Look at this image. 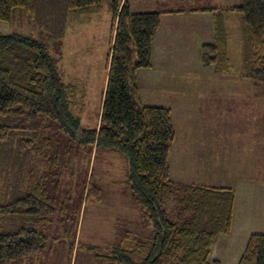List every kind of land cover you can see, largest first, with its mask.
I'll return each mask as SVG.
<instances>
[{
  "label": "trees",
  "instance_id": "obj_1",
  "mask_svg": "<svg viewBox=\"0 0 264 264\" xmlns=\"http://www.w3.org/2000/svg\"><path fill=\"white\" fill-rule=\"evenodd\" d=\"M104 1L66 0V7L74 16H84ZM107 8L111 42L98 126L93 129L82 128L72 114L79 88L63 82L45 44L19 34H0V164H12L4 157L9 155L14 136L24 130L33 131L29 135L36 133V128H22L13 121L59 123L61 132L76 137L94 153L115 152L124 158L126 185L152 227L143 238L127 232L123 243L101 252L88 249L92 264H222L211 259V254L219 237L231 235L234 190L174 181L169 161L175 139L171 110L144 105L140 99L137 74L152 68V43L162 13L132 12L128 0H108ZM17 9L30 18L35 16L33 0H0V21L10 22ZM197 11L214 14L213 40L200 47L202 66L212 67L216 75L249 81L264 101V0H242L241 5L224 10ZM227 12L241 14L238 65L229 56ZM51 146L50 139L41 136L20 139L13 148L18 162L4 179L5 194H0V264L47 249L48 238L35 225L49 222L54 214L55 196L47 188L53 189L51 178L56 173H38L30 157H47L45 161L39 157L38 162L53 168L59 162L51 154ZM90 184L91 179L86 198L92 192L98 194ZM11 190L22 196L7 200ZM236 264H264V231L248 236Z\"/></svg>",
  "mask_w": 264,
  "mask_h": 264
},
{
  "label": "rangeland",
  "instance_id": "obj_2",
  "mask_svg": "<svg viewBox=\"0 0 264 264\" xmlns=\"http://www.w3.org/2000/svg\"><path fill=\"white\" fill-rule=\"evenodd\" d=\"M33 1L35 16L30 18L22 10H15L10 22L0 21V34H19L42 41L55 60L63 82L79 88L75 105L71 107L72 114L79 119L82 128H96L111 42L108 0L84 16L69 12L66 0ZM184 1L186 5L179 0H128L132 12H164L178 7L189 8L190 5H209L224 10L242 3V0ZM51 11L53 14H49ZM225 16L229 56L231 62L238 65L242 53L241 14L227 12ZM200 65L198 61L195 67L182 66L180 71H187V75L171 72L168 78L159 82V91L153 89L147 94H159V104H167L165 90L172 92V101L168 105L174 108L175 134L192 133L197 137L212 134L211 139L193 140L195 144L211 143L204 150L196 149L197 157L204 158L198 166L209 176L207 186L218 187L215 180H225L221 188L233 189L235 200L231 235L219 237L211 259H219L222 264H236L241 247L247 242H244L245 236L264 231V101L249 81L216 75L212 67ZM196 84L201 86L199 90L195 88ZM186 86L187 92L184 91ZM186 101L185 105L182 104ZM12 123L26 129L36 128V133L29 135L33 131L24 130L9 142V155L4 158L13 162L11 165L0 164V194H5L4 179L16 168L18 160L13 148H17L20 139L47 136L52 144L49 148L51 154H56L59 163L47 169L38 162L39 157L43 161L47 157H30L31 160L34 158L38 173L45 170L56 173L51 178L53 189L47 188L49 195L52 192L55 196V211L49 222L35 225L47 236V249L34 256L12 260L9 264H92L88 249L101 252L113 244L123 243L127 232L128 235L133 232L137 238L150 232V223L144 220L138 202L126 185L122 156L107 151L94 153L90 147L78 143L76 137L61 132L59 123L50 120L42 119L31 124L20 119ZM49 178L50 175L48 181ZM90 179V188L98 194L92 192L86 198ZM21 196L11 190L6 199Z\"/></svg>",
  "mask_w": 264,
  "mask_h": 264
},
{
  "label": "crops",
  "instance_id": "obj_3",
  "mask_svg": "<svg viewBox=\"0 0 264 264\" xmlns=\"http://www.w3.org/2000/svg\"><path fill=\"white\" fill-rule=\"evenodd\" d=\"M179 2H182L185 5L187 3L184 0H179ZM190 6L191 7L189 8L178 7L177 10H166L164 12L155 10L162 13V15L161 24L155 32L152 43V68L150 70H141L137 74V85L139 87L141 102L144 105L169 108L171 110L173 128L174 118L172 114L174 112V108H172L173 106L168 105V103L172 101V92L165 90V92L168 93L167 104H159V94L152 96L147 93L151 92L153 89L159 91V82L168 78L171 72H175L178 75H187V71H180V68L186 65H192L195 67L196 64H198V61L200 62V47L203 44L211 43V39L213 37L212 21L214 14L212 12H194V10L198 8L213 7L209 5ZM129 7L132 10L130 3ZM142 11L143 10H139L136 11V13H141ZM200 66H202V64ZM195 88L199 90L201 86L196 84ZM184 91H188V86L185 87ZM186 103L187 101L182 104L185 105ZM173 105L175 107V104ZM177 106L178 104L176 107ZM178 121L179 117L176 119V123H178ZM211 137L212 134L210 133L204 134V137H200V135L197 137L192 133L175 134V139L169 156L170 176L174 181L179 183L207 186L205 183H208L206 182V179H208L209 176H206L205 172L202 171V167H199L204 158L201 159L200 157H197L198 154H196L195 151L197 148L204 150L208 148L211 143L195 144L193 143V140L211 139ZM197 170L200 172H197ZM218 179L215 181L219 183L218 187H222V185L225 184V180ZM202 180H205V182H202ZM198 181H201V183L199 184ZM249 235L250 234H247L245 236L244 242L247 241ZM242 247L238 258L242 252Z\"/></svg>",
  "mask_w": 264,
  "mask_h": 264
}]
</instances>
